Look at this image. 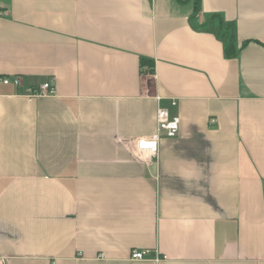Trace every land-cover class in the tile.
Instances as JSON below:
<instances>
[{
	"label": "crops",
	"instance_id": "obj_1",
	"mask_svg": "<svg viewBox=\"0 0 264 264\" xmlns=\"http://www.w3.org/2000/svg\"><path fill=\"white\" fill-rule=\"evenodd\" d=\"M195 2L0 0V264H264V0Z\"/></svg>",
	"mask_w": 264,
	"mask_h": 264
},
{
	"label": "built area",
	"instance_id": "obj_2",
	"mask_svg": "<svg viewBox=\"0 0 264 264\" xmlns=\"http://www.w3.org/2000/svg\"><path fill=\"white\" fill-rule=\"evenodd\" d=\"M7 11L0 12V15H7ZM4 84H13L15 86L20 85V77H6L0 79ZM54 92L51 82H45L38 86L32 94L34 95H48ZM159 99V97H156ZM175 104V101L171 102ZM213 122V119L210 120ZM179 128V118L177 115L171 114L167 108L159 106L156 111V131L148 136L137 137L134 140L136 153L143 155L147 162H150L153 158H156L159 151V141L162 135L166 137H174ZM147 250H132L130 258L142 259L148 255ZM158 260L159 257L155 256Z\"/></svg>",
	"mask_w": 264,
	"mask_h": 264
},
{
	"label": "trees",
	"instance_id": "obj_3",
	"mask_svg": "<svg viewBox=\"0 0 264 264\" xmlns=\"http://www.w3.org/2000/svg\"><path fill=\"white\" fill-rule=\"evenodd\" d=\"M195 3H196L195 8L197 9L198 0H196ZM221 26L222 25H220L219 28H221ZM224 53H225V55L227 57L234 56L237 53V49L233 45V35H232V33L227 35V42L225 43V46H224ZM140 65L142 67L146 68L147 72H151L152 71L153 64H152L151 60L146 59V58H141L140 59Z\"/></svg>",
	"mask_w": 264,
	"mask_h": 264
}]
</instances>
